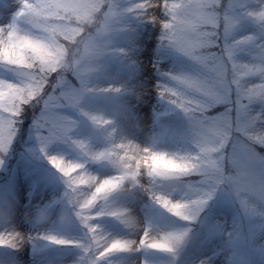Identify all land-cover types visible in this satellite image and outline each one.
<instances>
[{"label": "clouds", "instance_id": "obj_1", "mask_svg": "<svg viewBox=\"0 0 264 264\" xmlns=\"http://www.w3.org/2000/svg\"><path fill=\"white\" fill-rule=\"evenodd\" d=\"M91 3L93 12L88 19L80 21L68 16L47 22L59 25L62 34L52 38L53 47L44 61L34 60L30 53H25L32 66L21 71L18 84L21 88H35L36 92L25 96L20 111L22 116L34 102L42 103L37 129L46 135L36 139L42 145L52 141L71 142L80 149L84 142L73 136L82 120L97 129L93 118L107 120L105 130L113 126L112 120L88 111L90 103L103 98L122 110L121 97L131 107L142 105L149 96H154L161 106L182 119L183 126L170 123L166 135L152 129L153 142L159 139L172 143L178 150L139 147L191 165L182 174L150 180L153 196L183 205L179 215L163 210L195 226L165 234L182 237V244L195 231L199 239L211 243L210 225H227L237 218L245 228L260 225L264 229V84L247 79L251 73L244 67L225 61L206 44L199 49L202 60L193 61L184 47L188 34L173 24L169 6L163 0L134 2L122 12L114 9L111 0H91ZM16 4L23 7L24 0H16ZM212 5H216L214 11L218 15L239 7L238 0H210L209 7ZM126 14H131L140 24L151 26L157 34V47L174 64L184 62L191 69L158 65L155 68L158 79L150 86L138 78L127 77L120 87L104 86L114 59L131 61L129 54L118 46L122 34L129 40L132 38L130 27L122 19ZM177 15L183 17L185 9L180 8ZM38 36L49 39L43 32ZM261 79L264 80V73ZM6 103L5 94L0 92V108ZM118 144L126 143L109 139L103 151L81 152L87 159L97 161L94 157L101 153L118 152ZM46 158L48 162L57 157ZM173 195L179 198H170ZM13 220L14 207L6 198H0V229L8 228ZM9 236L13 242L7 247L19 251L31 239L18 231ZM257 242L264 245V230L259 232ZM16 264L22 262L17 260Z\"/></svg>", "mask_w": 264, "mask_h": 264}, {"label": "rangeland", "instance_id": "obj_2", "mask_svg": "<svg viewBox=\"0 0 264 264\" xmlns=\"http://www.w3.org/2000/svg\"><path fill=\"white\" fill-rule=\"evenodd\" d=\"M253 1L238 0L236 11L255 13L264 7V3H261L259 9L254 7ZM134 2L140 0H111L118 12L124 11ZM122 19L130 27L132 38L129 40L127 35L122 34L118 46L129 54L131 61L114 59L105 75L104 86L120 87L126 77L135 78L140 65L191 69V65L184 62L174 64L157 47V34L150 25L140 24L131 14H126ZM9 26L23 34L39 35L16 0H0V28ZM248 37L252 39L240 46L236 55L237 62L258 63L260 44L264 41V22L242 15L235 23L232 38L241 40ZM21 71L0 64V80L18 83ZM154 77L156 82V71ZM121 105L122 110L99 98L87 106L88 111L112 120L113 126L105 130L108 123H96L97 129L87 120H82L79 131L73 136V139L84 142L80 149L71 142L52 141L42 145L36 139L37 136L46 135V132L37 129L43 111L42 103L34 102L23 112L15 139L6 154L0 155V198H6L14 207V220L8 228L0 229V235L5 238L18 231L31 239L22 251L6 245L0 246V264H16L17 260L22 264H264V245L257 242L259 232L264 229L260 225L245 228L238 218L230 220L227 225H210L213 229L211 243L199 239L194 231L173 253L142 249L96 259L99 248L92 244L87 228L77 217L80 204L87 198L91 185H73L68 181L88 176H94L100 181L117 175L118 171L108 161L89 160L82 152L103 151L109 139H114L112 133L122 126L129 132L128 140L140 127L150 132L152 129H160L166 135L170 121L177 127L183 126L182 119L161 106L154 96H149L142 105L131 107L121 97ZM50 156H56L65 165L81 167L71 177L65 178L48 164L46 157ZM139 185L133 187L125 184L123 189L111 195L107 201L99 202L92 211L91 215L94 216L101 208L127 213L130 225L110 215L98 216L89 221L91 226L98 229V235L107 242L115 239L138 242L146 229L151 239H158L166 232L195 228L171 217L155 205L149 198L152 184L147 176H140ZM170 198L178 199L179 196L173 195ZM49 237L70 243L53 244Z\"/></svg>", "mask_w": 264, "mask_h": 264}, {"label": "snow or ice", "instance_id": "obj_3", "mask_svg": "<svg viewBox=\"0 0 264 264\" xmlns=\"http://www.w3.org/2000/svg\"><path fill=\"white\" fill-rule=\"evenodd\" d=\"M144 2V0H140ZM169 8V17L173 24L188 34L185 42V51L193 61H201L199 49L202 45H207L217 50V55L221 56L230 64L244 67L251 75L246 78L256 84H264L261 74L264 73V41L260 44L258 63L248 64L237 62L236 55L240 46L247 44L252 38L234 40L232 33L235 23L242 15L253 17L264 22V7L258 12H238L226 11L218 15L214 9L216 5L209 7L210 0H163ZM180 8L185 9V15H177ZM23 13L29 18L30 23L37 25L38 32L46 33L48 40L39 36H31L19 32L16 28L9 26L5 33L4 28H0V64L12 66L15 69L27 70L31 68L28 57L25 53H30L34 60L44 61L53 47L52 38L57 34H62L61 28L57 24L47 23L51 20H62L68 16L76 20L90 18L93 12L91 0H25L22 7ZM0 92L5 94L6 105L0 108V155L6 154L11 146L18 130V123L21 118V104L25 96H32L36 89L21 88L18 83L0 80ZM95 123L106 124L93 118ZM118 152H108L107 155L101 153L94 157L97 161H108L118 171L117 175L97 181L96 177H80L77 180H69V184L87 186L91 185V191L87 198L80 204V211L77 212L78 219L87 228L91 236L92 244L99 248L97 260H101L113 253H129L133 250H153L162 253H173L181 243L182 237L172 235H161L158 239H151L149 231L146 229L139 241L115 239L107 242L104 237L98 235V229L91 226L89 221L98 216L110 215L119 218L122 223L130 225L127 213L124 211H114L108 208H101L96 215H91L96 205L123 189L125 184L139 187V178L143 174L150 180L165 179L172 175L186 172L191 165L181 163L169 158L166 154L141 149L133 144H118ZM43 151V149H41ZM63 177L68 178L80 168V165L68 164L57 158L48 160ZM159 208L167 210L171 214L179 215V210L183 205L170 202L159 195L149 197ZM51 243L65 245L70 242L48 238ZM13 238L0 236V246L12 245ZM102 245V247H100Z\"/></svg>", "mask_w": 264, "mask_h": 264}, {"label": "bare ground", "instance_id": "obj_4", "mask_svg": "<svg viewBox=\"0 0 264 264\" xmlns=\"http://www.w3.org/2000/svg\"><path fill=\"white\" fill-rule=\"evenodd\" d=\"M261 3L264 2L260 0H254L253 6L259 9V7L262 6ZM154 72H155V68L153 66L140 65L138 66V70L135 78H138L143 82H146L150 86L153 82H155ZM156 130H158L161 135H164V133L160 129H156ZM128 134L129 132L127 128L123 126L112 133L114 139H118L119 142L120 140H122L121 142H123L126 139L124 142L126 144L138 145L140 147H154L156 150L167 151V152H173L178 150L174 144L164 143L162 140L159 139L156 140V142L154 143L152 132H150V130L145 129L143 127H140V129L131 136L130 140L127 139L129 137ZM232 230L234 231L235 227H233Z\"/></svg>", "mask_w": 264, "mask_h": 264}]
</instances>
